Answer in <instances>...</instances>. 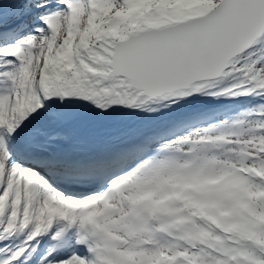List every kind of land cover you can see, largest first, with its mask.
Listing matches in <instances>:
<instances>
[{"label":"snow or ice","instance_id":"obj_1","mask_svg":"<svg viewBox=\"0 0 264 264\" xmlns=\"http://www.w3.org/2000/svg\"><path fill=\"white\" fill-rule=\"evenodd\" d=\"M0 264H264V0H0Z\"/></svg>","mask_w":264,"mask_h":264},{"label":"bare ground","instance_id":"obj_2","mask_svg":"<svg viewBox=\"0 0 264 264\" xmlns=\"http://www.w3.org/2000/svg\"><path fill=\"white\" fill-rule=\"evenodd\" d=\"M249 99L245 98L242 100H238L234 103H230L229 106H227L228 104H226L225 102H221V103H216V102H211L210 105L208 106L209 110H214L215 112H220L222 113V115L224 116H230V115H234V113L239 112L240 110H242L247 104H249ZM195 108L201 110V108L203 107V104L201 102H199L197 105L194 106ZM222 108L223 110L218 109L217 108ZM208 110V111H209ZM203 111V110H202ZM210 115H212L213 113H210ZM137 118L133 117V118H129L127 120H125V125H129V126H139V123H137Z\"/></svg>","mask_w":264,"mask_h":264},{"label":"rangeland","instance_id":"obj_3","mask_svg":"<svg viewBox=\"0 0 264 264\" xmlns=\"http://www.w3.org/2000/svg\"><path fill=\"white\" fill-rule=\"evenodd\" d=\"M242 99H245V98H240V99H238V100H242ZM238 100H234V101H227V102H225L226 104H228L227 106H229L230 105V103H234V102H236V101H238ZM202 104H203V107L201 108V110H203V111H207L208 113L210 112V113H214L215 111L214 110H209V108H208V106L210 105V103L211 102H213V101H207V100H205V101H200ZM224 103V102H223ZM218 109H220V110H222V111H224L223 110V107L221 108H217V111H218ZM209 110V111H208ZM235 114V113H234ZM129 118H133V117H131V116H121V117H117L112 123L114 124V125H116V126H119V125H122V124H125L126 122H125V120H127V119H129ZM137 123H139L140 124V121L139 120H137Z\"/></svg>","mask_w":264,"mask_h":264}]
</instances>
